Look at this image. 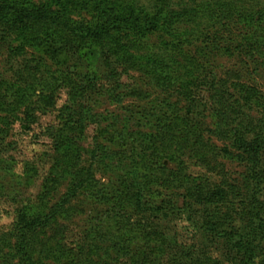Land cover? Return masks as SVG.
I'll use <instances>...</instances> for the list:
<instances>
[{
	"label": "trees",
	"instance_id": "obj_1",
	"mask_svg": "<svg viewBox=\"0 0 264 264\" xmlns=\"http://www.w3.org/2000/svg\"><path fill=\"white\" fill-rule=\"evenodd\" d=\"M170 1L154 0V12H148L131 5L123 7L114 0H0L1 34L16 35L22 40V46H49L53 53L60 50L76 54L79 62L97 59L103 64L114 61L116 67L126 72L138 69L162 93L155 107H145L139 112L141 131L129 124L133 115L122 123L123 128H118L121 118L118 116L112 118L110 124V128L116 130L112 132L113 140L109 141L119 142L124 148L132 142L130 157L138 153L143 180L119 178L118 185H105L95 175L96 156L93 155L87 168H81L77 150L69 148L67 142L75 147L77 136L84 135L86 124L95 117L89 103L91 93L100 92L117 104L126 97L142 99L144 96L139 86L121 81L116 67L112 70V81L107 79L104 84L98 83L103 77L94 70L84 75L85 81L79 86L74 80L77 76L61 80L72 86L70 101L58 115L59 119H65L64 127L50 130L52 134L55 131V139L60 134L63 142L58 141L57 146L71 151L66 152V157L76 170L71 174L67 191L47 212L38 210L33 202L25 201L17 211L13 227L15 242L8 253L0 251L3 254L0 264H41L35 258L39 234L81 194L105 207V212L95 220L97 245L101 243L100 239H105L110 242V249H117V254L133 253L131 258L135 264H207L208 258L196 256L198 252L191 246L180 245L177 240L168 244L158 224L151 221L158 214L168 216L175 208L179 210L176 207L178 200L169 197L176 194L168 192L181 190L184 194H179L183 195L182 204L187 206L185 211L191 225L220 233L225 238L231 253L228 264H254L257 257H262L264 264V155H261L264 151V95L257 87L241 83L237 74L233 76L239 81L231 83L230 77H218L210 61L203 62L197 52L186 48L194 43L190 41V32L179 28L185 20L200 23L204 19L212 21L214 26H221L222 30L213 33V38L209 32L201 33L206 41L199 52L204 54L224 50L218 42L220 32L231 34L232 26H241L240 39L233 41L229 48L235 47L239 54L245 55L246 62L262 64L264 8L249 7L247 0H203L196 7L176 11L170 8ZM75 14H79V18H75ZM153 34H159L161 38L157 51L144 55L147 50L145 40ZM229 48L225 49L227 53L231 52ZM201 87L208 89L211 99L210 103L202 104L211 111V129L204 128L205 123L201 121L205 110L202 112L197 107L192 112V121L186 120L173 102V93H168L174 88L188 97L194 89ZM52 93L41 94L45 107L56 106ZM26 97L17 95V105L26 102ZM254 107L261 111L258 116L252 114ZM71 122H74L73 126H70ZM205 131L229 141L232 148L247 156L245 179L238 186L228 183L224 186L207 176L188 174L189 161L208 167L213 158L212 145L204 139ZM70 132L75 134L69 136ZM230 146L224 150L227 155H231ZM170 160L175 166L169 163ZM215 199L229 203L231 206L225 209L230 210L223 212L212 206ZM233 211L238 213V223L233 226L231 222L229 226L227 220H233L236 217L231 216L237 215ZM225 225L228 227L224 228ZM161 241H164L163 245L158 246ZM129 245L136 247L131 249L133 252L125 251ZM62 254L67 259L65 264H109L106 259L94 260L91 251L84 248L62 249ZM214 264L221 262L215 260Z\"/></svg>",
	"mask_w": 264,
	"mask_h": 264
},
{
	"label": "rangeland",
	"instance_id": "obj_2",
	"mask_svg": "<svg viewBox=\"0 0 264 264\" xmlns=\"http://www.w3.org/2000/svg\"><path fill=\"white\" fill-rule=\"evenodd\" d=\"M114 1L123 7L131 5L137 10L145 9L148 12H154V0ZM202 1L171 0L170 8L184 11L196 7ZM247 2L246 5L254 9L264 8V0H247ZM74 17L79 18V14H75ZM212 24V21L204 19L200 23L185 20L179 25L181 31L190 32V41L194 43V46L186 48L197 52L203 62L210 61L218 77H230V83L240 80L247 86L257 87L264 95V63H262L264 61L260 60L262 64L246 62L245 55L239 54L240 51H236L235 47L229 48L231 44H234L233 41L240 39L238 36L242 31L241 26L234 28L232 26L231 34L227 31L220 32L218 42L224 50L214 53L208 51L204 54L199 52L200 46L206 41L201 33L209 32L210 37L213 38V33L222 30L220 25ZM160 40L159 34H153L147 38L145 40L147 50L143 54L156 52ZM22 45V40L16 35L5 36L0 33V251L3 254L8 253L15 242L13 227L17 211L24 206L25 201L29 200L38 210L47 212L48 208L67 191L71 174L76 170L72 167L73 162L66 157V152L71 151L57 146L58 141L61 144L63 142L60 134L55 139L53 137L55 131L52 134L50 130L52 127L56 129L64 127L65 119H59L58 115L61 108L70 101L72 86L62 83L61 80L67 76L73 78L77 76L74 80L79 86L80 82L85 81L84 75L94 70L103 77V80L98 83L104 84L107 79L112 81V70L116 67L114 61H104L103 64L97 59L79 62L77 55L70 52L58 50L53 53L49 46L39 48ZM226 48H229L231 52L227 53ZM116 68L121 81L139 86L145 98L126 97L121 104H117L112 103L107 95H100V92L91 93L92 101L89 103L95 117L86 124L84 135L77 136L75 147H71L67 142L69 148L77 150L81 168H87L93 155L96 156L95 175L101 184L105 185H118L119 178H125L127 181H142L144 175L141 165L138 164L140 160L138 153L130 157L133 152L129 149L132 148V142L130 146L128 144L127 148H124L119 142L117 144L109 141L113 140L111 136L116 130V128H110L112 118L121 117L122 119L118 120V128H123L122 123L127 122L128 117L133 115L129 124L137 131H141L139 112L145 107H155L158 97L162 95L152 85L150 79L138 69L126 72L121 67ZM236 74L240 76L239 80L233 76ZM232 90L237 93L234 89ZM51 92H54L52 94L56 106L45 107L40 96L41 94L50 95ZM208 92V89L201 87L194 89L188 97L179 94L180 92L174 88L168 93H173L171 94L173 102H176L180 114L186 120L192 121V112L197 107L202 112L205 110V117L201 121L205 123L204 128L211 129L213 122L211 111L209 107L205 108L202 105L206 101H209L208 103L211 101ZM19 94L27 97L26 102H20L17 105ZM88 98L90 99V96ZM260 113L259 108L254 107L252 114L258 116ZM143 123L147 124L145 120ZM73 124L74 122H71L70 126ZM73 134L75 133L70 132L69 136ZM204 139L212 145L213 158L208 167L195 164L193 160L189 161L188 174L192 177L204 175L216 184L224 186L226 183L237 186L242 183L247 172L248 163L245 160L247 156L244 157L239 149L232 148L229 141L218 139L208 131H205ZM99 145H101L100 149L95 150ZM229 146L231 155L224 152ZM263 152L261 155H264ZM168 153L173 152L168 151ZM100 155L102 156L99 157ZM169 163L175 166L174 161L170 160ZM172 193L176 195L169 197L178 200L176 207L179 210L175 208L168 216H163L161 213L151 218L153 223L158 224L168 244L170 241L177 240L180 245L191 246L195 252H198L196 256L208 258L207 264H214L215 260H219L221 264H228L227 258L231 254L230 246H227L223 235L192 226L185 211L187 206L183 207V195L179 194H184V191L168 192V194ZM212 206L226 212L230 209L225 208L231 205L215 199ZM104 212L105 207L94 199L86 194L79 195L56 216L55 222L48 229L39 234L35 258L41 261V264H65L67 259L62 254V249L84 248L87 252L91 251V256L96 261L106 259L109 264H135L131 258L133 253L127 256L119 255L117 249L109 248L110 242L105 239H100L101 243L97 245L95 239L98 234L95 231V220L99 219V215ZM235 212L233 211V214L237 215L231 217L236 218L227 220L229 226L231 222L233 226L238 223V213ZM227 225L224 228H227ZM164 241L159 242L158 246L163 245ZM129 246L125 251L136 248L133 245ZM3 254H0V258ZM116 258L120 262H117ZM262 260V257H257L254 264H262Z\"/></svg>",
	"mask_w": 264,
	"mask_h": 264
}]
</instances>
